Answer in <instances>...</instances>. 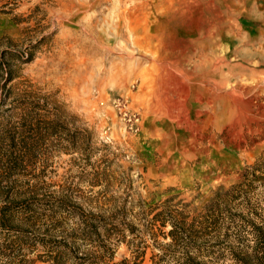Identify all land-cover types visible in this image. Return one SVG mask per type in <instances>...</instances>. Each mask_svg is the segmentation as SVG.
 <instances>
[{
    "label": "rangeland",
    "instance_id": "rangeland-1",
    "mask_svg": "<svg viewBox=\"0 0 264 264\" xmlns=\"http://www.w3.org/2000/svg\"><path fill=\"white\" fill-rule=\"evenodd\" d=\"M256 50L264 0H0V211L16 203L0 264H178L187 250L154 221L163 203L188 206L192 223L239 184L189 251L207 264H235L234 245L253 252Z\"/></svg>",
    "mask_w": 264,
    "mask_h": 264
},
{
    "label": "trees",
    "instance_id": "trees-1",
    "mask_svg": "<svg viewBox=\"0 0 264 264\" xmlns=\"http://www.w3.org/2000/svg\"><path fill=\"white\" fill-rule=\"evenodd\" d=\"M4 66L0 64V70ZM12 77L8 81H12ZM11 158V156H9ZM13 159V157H12ZM255 174H252V176ZM252 178V177H251ZM250 178V172H247L245 179H250V184L253 180ZM261 180V179H260ZM242 184L236 185L233 189H220L210 203L205 207L204 213L198 216L192 223H189L188 206L179 209L174 205L175 198L168 199L163 203L164 209L155 215V223L161 222L163 228L171 226L170 232L167 234L171 239L168 245L170 249H176L184 245L187 252L184 256L179 258L178 264H207L200 261L199 255H191L190 249H197L202 252V242L207 238V233L216 229L220 216L223 215V210L226 206L235 202L236 197L242 194ZM230 197V198H228ZM16 203H11L2 207L0 211V226L3 228H11V210ZM250 227L252 241L254 242L253 252L241 250V246H232V258L235 264H264V226L257 225L255 221H245ZM93 231L98 232V228L94 225ZM201 236L203 238H201ZM194 244V245H192ZM196 247V248H193ZM62 254H60L56 262L60 264ZM30 264H33L30 262Z\"/></svg>",
    "mask_w": 264,
    "mask_h": 264
},
{
    "label": "bare ground",
    "instance_id": "bare-ground-1",
    "mask_svg": "<svg viewBox=\"0 0 264 264\" xmlns=\"http://www.w3.org/2000/svg\"><path fill=\"white\" fill-rule=\"evenodd\" d=\"M238 18V17H237ZM247 19V18H245ZM241 20V18H240ZM262 20V19H261ZM250 21V20H248ZM256 23V22H255ZM248 53V52H247ZM253 57H256L257 59H260V61L262 62V64L264 65V52L260 51V50H256L255 52H251ZM248 59V58H247ZM258 62V61H257ZM253 65V64H252ZM257 65V64H256ZM248 70V69H247Z\"/></svg>",
    "mask_w": 264,
    "mask_h": 264
}]
</instances>
